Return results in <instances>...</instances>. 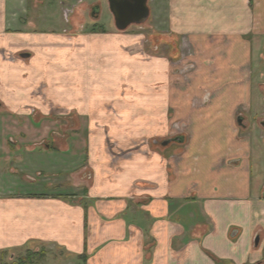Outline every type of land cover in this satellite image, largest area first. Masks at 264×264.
Segmentation results:
<instances>
[{"label": "crops", "instance_id": "crops-1", "mask_svg": "<svg viewBox=\"0 0 264 264\" xmlns=\"http://www.w3.org/2000/svg\"><path fill=\"white\" fill-rule=\"evenodd\" d=\"M148 6L142 34L78 17L39 29L23 0H0V161L21 157L7 120L41 115L70 123L66 149L45 148L75 154L78 135L84 156L80 195L0 186L4 261L45 248L57 264L56 248L65 264H264V96L249 94L264 0ZM26 130L15 152L39 145Z\"/></svg>", "mask_w": 264, "mask_h": 264}, {"label": "rangeland", "instance_id": "rangeland-1", "mask_svg": "<svg viewBox=\"0 0 264 264\" xmlns=\"http://www.w3.org/2000/svg\"><path fill=\"white\" fill-rule=\"evenodd\" d=\"M98 1L100 2L99 6V16L95 17L91 14L92 4ZM159 1V0H155ZM27 7L29 8V14L31 16H41L40 18L34 17L35 25L39 29H49V27L60 28L68 27L71 24H67L65 21V10L68 9V20L71 21L72 18L78 17L79 25L82 29H101L113 27L114 16L109 8V2L106 0H23ZM43 2L44 6H47L44 9H41V3ZM152 2V1H151ZM38 9L34 10L32 7H37ZM150 4V1H149ZM33 5V6H32ZM60 5H63L60 7ZM65 8V10H64ZM37 13V14H36ZM143 22L141 24H131L128 28H132L133 31L137 33H148L153 27H149V21ZM78 26V27H80ZM146 45L149 47L150 40L145 41ZM261 41L255 40L253 45V55L251 56V64L249 66V75H251V84H250V95L253 101L256 100V97L259 95L264 96V39L262 45L260 46ZM144 44L143 37L141 38V46ZM257 47V49L255 48ZM38 90L37 96H42L41 88H35ZM35 91V90H34ZM33 91V92H34ZM264 106V103H263ZM255 117L249 118V121H255ZM4 126V122L2 123ZM7 126L9 132L18 131L22 135H13L9 134V155H20L19 158H11L4 164V160H1L0 167V186L1 189L7 190L11 189L16 192H55V193H64L67 191H73L80 195L81 189L76 188L73 185L78 182L79 172L84 159L82 153H80L79 140L80 136L75 135V141L72 142L73 149L79 150L77 153H72L70 150L62 151L55 150L48 147H60L66 149L67 142L71 136L69 134V119L65 117H57L55 115L51 116H40L35 118H9L7 120ZM73 126V125H72ZM26 129H35L38 132L39 145H35L32 148V151L26 150V145L32 144V142L26 143L30 140L29 134ZM23 130V131H22ZM64 130H67L66 134ZM55 131L60 133V135H55ZM26 143L22 145L19 150L15 152V148L11 146H16V142ZM257 140L252 141V144H255ZM260 141H264L263 139ZM11 143V146H10ZM30 144V145H31ZM48 144V145H47ZM114 144L109 142V148H113ZM15 152V153H14ZM109 153L111 151L109 150ZM21 160V161H20ZM20 161V162H19ZM73 175L71 172L73 171ZM78 176V177H77ZM74 182V183H73ZM73 183V184H72ZM53 257L58 258L57 264L65 260V252L59 251V249L54 248L52 251ZM46 264V262H45Z\"/></svg>", "mask_w": 264, "mask_h": 264}, {"label": "water", "instance_id": "water-1", "mask_svg": "<svg viewBox=\"0 0 264 264\" xmlns=\"http://www.w3.org/2000/svg\"><path fill=\"white\" fill-rule=\"evenodd\" d=\"M108 2L118 29H124L132 23L141 24L149 17L148 0H108ZM98 12V8H93L92 14ZM241 120L242 118L238 117L239 123ZM261 125L264 126V120L261 121ZM174 140L181 141L182 137H175ZM168 142L169 140H164L162 144L165 145Z\"/></svg>", "mask_w": 264, "mask_h": 264}, {"label": "trees", "instance_id": "trees-1", "mask_svg": "<svg viewBox=\"0 0 264 264\" xmlns=\"http://www.w3.org/2000/svg\"><path fill=\"white\" fill-rule=\"evenodd\" d=\"M6 254V251L1 252L0 264H41L46 258L47 250L45 248L39 250L26 249L10 261L3 260ZM81 257L85 259L84 254Z\"/></svg>", "mask_w": 264, "mask_h": 264}, {"label": "flooded vegetation", "instance_id": "flooded-vegetation-1", "mask_svg": "<svg viewBox=\"0 0 264 264\" xmlns=\"http://www.w3.org/2000/svg\"><path fill=\"white\" fill-rule=\"evenodd\" d=\"M82 0H80V2H81ZM106 1H108V0H106ZM99 6H100V2H98V1H95L93 4H92V6H91V14H92V10H93V8L95 9V8H98V11H99ZM93 16H95V17H98V15H99V12L98 13H95V14H92Z\"/></svg>", "mask_w": 264, "mask_h": 264}, {"label": "built area", "instance_id": "built-area-1", "mask_svg": "<svg viewBox=\"0 0 264 264\" xmlns=\"http://www.w3.org/2000/svg\"><path fill=\"white\" fill-rule=\"evenodd\" d=\"M68 13H69V12H68V9L65 10V17H64V18H65L66 20H67Z\"/></svg>", "mask_w": 264, "mask_h": 264}]
</instances>
